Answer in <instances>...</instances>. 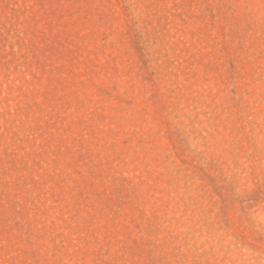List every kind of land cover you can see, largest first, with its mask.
I'll return each mask as SVG.
<instances>
[{
    "label": "rangeland",
    "instance_id": "rangeland-1",
    "mask_svg": "<svg viewBox=\"0 0 264 264\" xmlns=\"http://www.w3.org/2000/svg\"><path fill=\"white\" fill-rule=\"evenodd\" d=\"M0 264H264V0H0Z\"/></svg>",
    "mask_w": 264,
    "mask_h": 264
}]
</instances>
